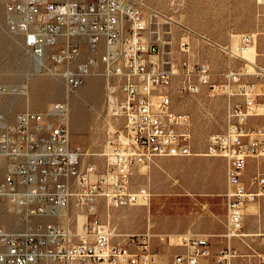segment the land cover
Instances as JSON below:
<instances>
[{
  "label": "built area",
  "instance_id": "built-area-1",
  "mask_svg": "<svg viewBox=\"0 0 264 264\" xmlns=\"http://www.w3.org/2000/svg\"><path fill=\"white\" fill-rule=\"evenodd\" d=\"M0 5L9 31L23 37L36 62H44L41 70L63 79L67 93V100L44 112H20L13 122L0 111V203L27 223L20 230L0 226V264H234L250 258L236 248L239 239H231L229 226L241 224L244 238L246 211L264 198V65L246 57L259 34L219 42L183 28L174 50L167 39L172 31L143 0H0ZM191 36L225 57L223 83L214 82L209 59L192 63ZM83 46L89 48L84 60ZM97 69L105 78L108 119L101 167L87 163L93 154L72 145L68 100ZM178 78V93L206 88L212 96L227 97L225 130L210 138L203 154L227 162V231L217 252L206 235L151 230L117 235L101 218L102 207L151 203L149 187L133 184L135 172L151 161L194 155L191 117L172 99ZM9 93L0 81V96ZM117 129H128L129 140H120ZM157 244L174 249L170 260ZM256 256L261 264L264 253Z\"/></svg>",
  "mask_w": 264,
  "mask_h": 264
},
{
  "label": "rangeland",
  "instance_id": "rangeland-1",
  "mask_svg": "<svg viewBox=\"0 0 264 264\" xmlns=\"http://www.w3.org/2000/svg\"><path fill=\"white\" fill-rule=\"evenodd\" d=\"M143 1L148 7L160 13L163 28L172 31V38H167L172 43L169 48L177 50L180 37L184 34L183 28L219 42H228L232 39L233 43L239 35L258 33L255 51H251L249 55L251 57L256 55L252 59L264 65V5H258L256 0ZM190 40L196 51L195 57H191L192 63H198L204 58L209 59L214 65V82L223 83L222 74L227 63L225 57L205 46L195 36H191ZM82 48L84 51L82 60H84L89 54V48L87 46ZM233 64L237 66L239 63ZM41 65L25 50L23 37L9 31L4 7L0 5V81L10 90L9 94L0 96V111L9 122H13L20 112L26 110L44 112L53 103L67 100L63 79L45 69L41 70ZM180 84V78L174 80L172 99L178 111L191 117L194 152L192 157H200L194 166H187L183 170L186 173L193 171L194 177L198 178L199 183L208 190L219 184L222 165L209 162L204 159L203 154L207 152L210 138L225 130L227 97L223 94L212 96L206 88H203L199 94H181L177 92ZM14 88H25L26 94H14L12 92ZM105 93L103 70L97 69L69 98L72 145L93 154L88 157L87 163H96L98 167L104 165V158L100 155L106 145L105 130L108 119ZM164 159L166 158L154 159L148 168L140 173L135 172L133 176L135 186L149 187L152 193L149 206L117 210L102 207L101 218L110 221L117 234L143 233L146 229L152 232L174 231L182 228L184 216L201 213V208L196 206L193 200L194 193L186 189L181 179L177 186L184 196L179 199L171 196L169 192L171 177L161 164ZM220 198L221 201L211 208L224 218V198L223 196ZM9 209L7 203H0V226L8 230L24 229L27 223L23 220V216L9 213ZM144 226L146 229L142 230ZM237 233L242 234V230L238 229ZM244 233L249 236L240 239L241 236L238 235L234 239L239 240H235L234 244L242 255L250 258L238 259L235 263L257 264L256 255L264 253V198L251 205L246 211ZM156 246L167 261L175 252L173 248L160 244Z\"/></svg>",
  "mask_w": 264,
  "mask_h": 264
},
{
  "label": "crops",
  "instance_id": "crops-1",
  "mask_svg": "<svg viewBox=\"0 0 264 264\" xmlns=\"http://www.w3.org/2000/svg\"><path fill=\"white\" fill-rule=\"evenodd\" d=\"M200 157H186V158H166L161 161L162 168H165V172L171 177V187L169 192L171 196L176 198H182L183 193H180L177 183L179 179L182 180L183 185L194 193L193 200L196 206L201 208V213L190 214L183 217L184 224L182 228L174 231L167 232H153L155 235H170V234H184L194 233L200 235H206L210 238L212 243V251L217 252L221 248L222 236L226 231V207L224 201L225 216L221 218L211 208L212 205H217L226 190H227V162L224 159L205 157L211 163H220L222 165V174L220 176V182L218 185L213 186L210 189H204L199 183L198 178L194 177L195 173H186L183 169L187 166H194ZM187 185V186H186ZM205 199V201H204ZM204 201V202H202ZM179 205V203L177 204ZM206 206V207H205ZM209 206V208H208ZM208 208V210H206ZM146 227H142L145 230ZM239 231L242 230V225L238 227ZM147 230V229H146ZM146 230L144 232H146ZM150 230V229H149ZM235 264H240L239 262Z\"/></svg>",
  "mask_w": 264,
  "mask_h": 264
},
{
  "label": "bare ground",
  "instance_id": "bare-ground-1",
  "mask_svg": "<svg viewBox=\"0 0 264 264\" xmlns=\"http://www.w3.org/2000/svg\"><path fill=\"white\" fill-rule=\"evenodd\" d=\"M255 47L256 46H254V47H252L249 51H248V53L246 54V57H247V59H250V60H254V59H252L253 57L255 58L256 57V55L255 56H250L249 55V53L251 52V51H255ZM41 64H43L44 62L43 61H39ZM15 90H17V92H14ZM12 92L14 93V94H26V92H25V88H14L13 90H12ZM69 100V99H68ZM117 136H120V140H129V130L128 129H122V130H118L117 131ZM149 206V205H148ZM13 210L12 209H9V213H13L12 212ZM238 225L239 224H234V226H229V233H231V239H234L235 237H237L238 235L239 236H242V234H238L237 233V230H238ZM226 231H227V223H226ZM117 235H120V234H117ZM170 235H174V234H170ZM247 236H249L248 234H245L244 235V237H247ZM262 254V253H261ZM253 257H256V256H253ZM261 264H264V259H261Z\"/></svg>",
  "mask_w": 264,
  "mask_h": 264
}]
</instances>
